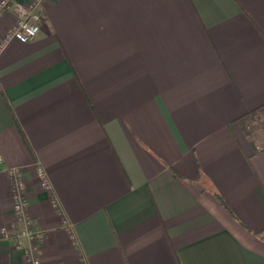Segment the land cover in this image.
I'll list each match as a JSON object with an SVG mask.
<instances>
[{"label":"crops","instance_id":"obj_1","mask_svg":"<svg viewBox=\"0 0 264 264\" xmlns=\"http://www.w3.org/2000/svg\"><path fill=\"white\" fill-rule=\"evenodd\" d=\"M42 15L0 53V232L17 168L42 264H264V107L237 123L264 106V0H44ZM17 230L0 264H27Z\"/></svg>","mask_w":264,"mask_h":264},{"label":"built area","instance_id":"obj_2","mask_svg":"<svg viewBox=\"0 0 264 264\" xmlns=\"http://www.w3.org/2000/svg\"><path fill=\"white\" fill-rule=\"evenodd\" d=\"M44 0H0V18L8 11L14 15V22L4 33L0 34V53L12 41L22 44L33 40L40 32L43 22L42 5ZM1 162V155H0ZM6 175L11 184L12 211L15 222L9 228H3L0 232V239L7 240L11 237H18V225L23 226L20 235L25 236L30 241V246L25 252L27 264H42L40 260V246L43 242V233L34 229L32 222L28 219L26 208V190L21 171L11 168L6 171ZM36 176L40 187L50 192V183L42 169L37 168Z\"/></svg>","mask_w":264,"mask_h":264},{"label":"trees","instance_id":"obj_3","mask_svg":"<svg viewBox=\"0 0 264 264\" xmlns=\"http://www.w3.org/2000/svg\"><path fill=\"white\" fill-rule=\"evenodd\" d=\"M1 94H2V96H3V98H4V100L6 101L3 92H1ZM6 104H7V101H6ZM7 106H8V108H9V105H8V104H7ZM263 107H264V106H261L259 109L254 110V111H252V112H250V113L244 115L243 117H241L240 119H238L237 123H238L239 125L242 126L246 121H248V120H252V119L254 118V116H255L257 113H259V111H260ZM242 127H243V126H242ZM243 129H244L246 135H248V130H247L246 128H243ZM20 132H21V136H22V139H23L24 143L27 145L26 139H25V137H24L22 131H20ZM219 200L222 202V200H221L220 197H219Z\"/></svg>","mask_w":264,"mask_h":264}]
</instances>
